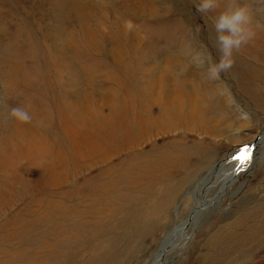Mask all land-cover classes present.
I'll return each mask as SVG.
<instances>
[{
  "label": "rangeland",
  "instance_id": "1",
  "mask_svg": "<svg viewBox=\"0 0 264 264\" xmlns=\"http://www.w3.org/2000/svg\"><path fill=\"white\" fill-rule=\"evenodd\" d=\"M198 2L0 0V264H149L197 195L160 264H264V140L197 191L264 130V0L217 79Z\"/></svg>",
  "mask_w": 264,
  "mask_h": 264
},
{
  "label": "clouds",
  "instance_id": "2",
  "mask_svg": "<svg viewBox=\"0 0 264 264\" xmlns=\"http://www.w3.org/2000/svg\"><path fill=\"white\" fill-rule=\"evenodd\" d=\"M195 7L202 15L212 14L209 18L219 57L216 62H209L206 74L210 79H217L222 72L233 67L235 54L255 36L252 7L249 0H199ZM131 26L128 22V27ZM196 32H199V26ZM9 116L20 124H28L32 120L31 115L21 107H13Z\"/></svg>",
  "mask_w": 264,
  "mask_h": 264
},
{
  "label": "bare ground",
  "instance_id": "3",
  "mask_svg": "<svg viewBox=\"0 0 264 264\" xmlns=\"http://www.w3.org/2000/svg\"><path fill=\"white\" fill-rule=\"evenodd\" d=\"M263 140H264V132H262L259 135V137H257V141L261 142ZM250 152L251 151L246 150L245 147L241 151L234 150L232 153H230V155L226 159H224L220 163H217L215 166H213L209 170L208 174L198 183L197 191L202 189L203 193H206L210 188L214 187L216 185V182L219 180L218 183H221V185H220V188L217 190L215 197L221 196L222 193L225 192V189H226L227 184H228L226 179L240 171L239 170V165L241 163L240 161L242 159L247 161L251 156H253V155H251ZM237 157L240 158V161L238 160ZM237 161H239V163H237ZM221 191H223V192H221ZM203 202H206L205 204H203V206H206L208 203V201L206 200L205 197L200 196V195H197L195 197L196 206H195L194 215H193V217H190L191 220H190V222H187L186 225H190L191 223H193L192 227H195L196 222H197L195 216L198 214V212L202 208H204V207H202ZM180 225L181 224L173 227V230L171 231L170 235H166L164 237L160 249L158 250V252L153 257L152 261L149 264H160L161 261H163V256L167 252L168 247L171 245L170 241L175 239V238H173V235L175 233H180L181 231H183V229H181ZM183 237L185 239L188 236L186 237L183 235Z\"/></svg>",
  "mask_w": 264,
  "mask_h": 264
},
{
  "label": "water",
  "instance_id": "4",
  "mask_svg": "<svg viewBox=\"0 0 264 264\" xmlns=\"http://www.w3.org/2000/svg\"><path fill=\"white\" fill-rule=\"evenodd\" d=\"M262 132H264V130H262V131L257 135V137H259V135H260ZM255 141H256V142H254V143H252V142L247 143V144L245 145V149L250 151V149H251V147H252L253 145L258 144V142H260V141H257V139H256ZM238 160L240 161V158H239ZM239 161H237V163H239ZM190 214H191V213H190ZM190 214L186 217L185 220H184V218H183V219L180 221V222H181V225H180L181 229H184V230H185V227L187 226L186 223H187V222H190V220H191V219H190Z\"/></svg>",
  "mask_w": 264,
  "mask_h": 264
},
{
  "label": "snow or ice",
  "instance_id": "5",
  "mask_svg": "<svg viewBox=\"0 0 264 264\" xmlns=\"http://www.w3.org/2000/svg\"><path fill=\"white\" fill-rule=\"evenodd\" d=\"M239 159V157H237Z\"/></svg>",
  "mask_w": 264,
  "mask_h": 264
}]
</instances>
